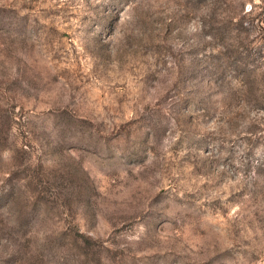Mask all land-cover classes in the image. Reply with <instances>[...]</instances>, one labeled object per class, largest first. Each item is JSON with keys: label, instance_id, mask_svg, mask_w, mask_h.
Listing matches in <instances>:
<instances>
[{"label": "rangeland", "instance_id": "374dc122", "mask_svg": "<svg viewBox=\"0 0 264 264\" xmlns=\"http://www.w3.org/2000/svg\"><path fill=\"white\" fill-rule=\"evenodd\" d=\"M0 264H264V0H0Z\"/></svg>", "mask_w": 264, "mask_h": 264}]
</instances>
